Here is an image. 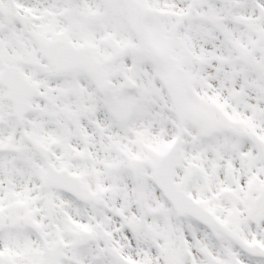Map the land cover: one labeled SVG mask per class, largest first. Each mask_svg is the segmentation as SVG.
<instances>
[{
  "label": "snow or ice",
  "instance_id": "1",
  "mask_svg": "<svg viewBox=\"0 0 264 264\" xmlns=\"http://www.w3.org/2000/svg\"><path fill=\"white\" fill-rule=\"evenodd\" d=\"M0 264H264V0H0Z\"/></svg>",
  "mask_w": 264,
  "mask_h": 264
}]
</instances>
